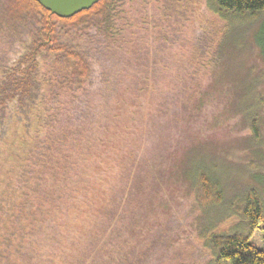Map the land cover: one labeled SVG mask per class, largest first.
I'll list each match as a JSON object with an SVG mask.
<instances>
[{
  "label": "rangeland",
  "instance_id": "1",
  "mask_svg": "<svg viewBox=\"0 0 264 264\" xmlns=\"http://www.w3.org/2000/svg\"><path fill=\"white\" fill-rule=\"evenodd\" d=\"M122 11L110 49L93 30L63 33L86 54L90 77L78 82L40 59L42 122L0 106V147L8 128L40 148L48 133L69 132L71 162L91 178L87 198L105 205L98 214L92 198L82 220L71 214L56 264L65 253L70 264H211V237L241 223L236 206L251 190L264 205V145L251 147L245 110L264 98V20L232 25L210 0H125ZM29 43L0 32V83ZM199 174L218 184L220 203L197 199ZM252 240L263 246L261 232Z\"/></svg>",
  "mask_w": 264,
  "mask_h": 264
},
{
  "label": "trees",
  "instance_id": "2",
  "mask_svg": "<svg viewBox=\"0 0 264 264\" xmlns=\"http://www.w3.org/2000/svg\"><path fill=\"white\" fill-rule=\"evenodd\" d=\"M124 1L101 0L72 18H60L37 0H0V32L10 39L22 41L27 36L30 40L19 63L3 71L0 83L3 111L17 104L20 114L32 117L31 123L37 121L39 126L47 109L45 99L40 98V59L54 58L56 64H64L78 82L88 79L92 70L86 54L66 42L63 33L78 35L93 30L98 45L110 49L119 36ZM210 4L215 14L232 25L264 20V0H210ZM256 44L264 58V27ZM47 86L53 89L50 81ZM38 106L42 112L36 115ZM263 107L264 98L256 95L250 97L245 108L252 133L250 145L255 148L264 145ZM8 129L2 135L3 148L0 147V264H56L55 245L65 248L64 243H68L65 233L71 214L74 212L82 220L83 209L88 208L85 203L93 198L90 195L88 199L86 194V189L92 190L91 178L83 171L85 165L81 167L79 159L71 162L66 150L69 132L48 133L40 148L41 141L28 140L29 132L24 134L15 129L10 136ZM195 183L199 201L206 205L221 202L218 184L210 176L199 174ZM97 199L93 201L99 214L105 205ZM236 207L240 225L229 233L214 234L209 241L211 264H264L263 201L251 190ZM257 232L262 233V247L252 240ZM63 257L61 264H70L68 253ZM75 264L86 261L81 257Z\"/></svg>",
  "mask_w": 264,
  "mask_h": 264
},
{
  "label": "water",
  "instance_id": "3",
  "mask_svg": "<svg viewBox=\"0 0 264 264\" xmlns=\"http://www.w3.org/2000/svg\"><path fill=\"white\" fill-rule=\"evenodd\" d=\"M44 8L60 18H72L92 9L101 0H37Z\"/></svg>",
  "mask_w": 264,
  "mask_h": 264
}]
</instances>
